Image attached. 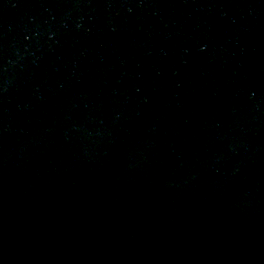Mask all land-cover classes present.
I'll list each match as a JSON object with an SVG mask.
<instances>
[{
  "label": "water",
  "instance_id": "obj_1",
  "mask_svg": "<svg viewBox=\"0 0 264 264\" xmlns=\"http://www.w3.org/2000/svg\"><path fill=\"white\" fill-rule=\"evenodd\" d=\"M0 264H264V0H0Z\"/></svg>",
  "mask_w": 264,
  "mask_h": 264
}]
</instances>
